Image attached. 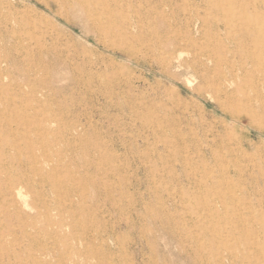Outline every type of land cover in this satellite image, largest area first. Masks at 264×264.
I'll list each match as a JSON object with an SVG mask.
<instances>
[{
  "label": "rangeland",
  "instance_id": "rangeland-1",
  "mask_svg": "<svg viewBox=\"0 0 264 264\" xmlns=\"http://www.w3.org/2000/svg\"><path fill=\"white\" fill-rule=\"evenodd\" d=\"M118 1L111 40L133 54L35 0H0V264H264V128L158 65L182 43L190 60L191 30L252 71L264 0ZM199 150L217 161L203 168Z\"/></svg>",
  "mask_w": 264,
  "mask_h": 264
},
{
  "label": "bare ground",
  "instance_id": "bare-ground-1",
  "mask_svg": "<svg viewBox=\"0 0 264 264\" xmlns=\"http://www.w3.org/2000/svg\"><path fill=\"white\" fill-rule=\"evenodd\" d=\"M35 1L53 17L60 16L66 25H77V23H80L85 26V33L90 34L96 40V43L103 46L104 49L111 50L112 52L121 51L123 53H134L133 49L126 42H122L120 40L121 43L119 42L116 44L111 40L112 38L117 37V30L115 26L118 20L121 19L123 21L120 15L122 13L118 12L121 7L119 6L118 0ZM187 27L190 29L193 27L198 30L197 24L194 25L190 23ZM192 35V31L189 30L184 39H181V41L187 45H189V43L191 44V47L188 48L191 50L186 51L187 54H191L190 60L183 59L181 56L184 53V50L182 49L181 51V48L186 47L183 43L177 44V46L174 45V50L170 55V60L163 58L162 61H158V65L161 70L165 72L170 64L173 67L175 66L180 75H190V81L188 83L191 86L193 93L200 97H208L214 102L218 109L222 110V112L230 114L234 121L245 119L249 123L258 122L259 125L264 128V72L255 69L256 67L264 64V37L247 38V41L250 44V53L246 59L251 63L252 67H254L253 70L250 71L242 64L240 58L239 63H235L234 57H232V59H219L215 57L214 51L211 52L210 50L211 53H209L208 46L203 48L196 47L195 39H197V36L199 35ZM177 41L178 40H175V42ZM177 52L180 53L176 55ZM171 61H174V63H171ZM8 62L9 59L0 58V82L1 79L6 76L5 71ZM208 64H212V68H209L207 66ZM221 66L225 68L222 69ZM249 77L252 79L251 86L255 89L260 88L261 91V93L254 94L252 98L249 93L246 92V88L244 89V86L242 85V81L245 82ZM36 94H40V96L43 95L41 91H38L32 95V97L34 98ZM244 102L246 104L241 106ZM239 105L240 107H238ZM257 110L260 111V117L257 114ZM199 155V161L203 168L209 166L210 161H217L215 153L212 150H209L208 152L199 150ZM221 168V174L226 178L227 176L235 174V171H232L229 167L222 166ZM212 174V171L210 172L206 170L202 172V177L210 178ZM189 180L191 179L189 178ZM4 196L11 197V199H13V197L19 198L21 193L16 184H8L6 186Z\"/></svg>",
  "mask_w": 264,
  "mask_h": 264
}]
</instances>
